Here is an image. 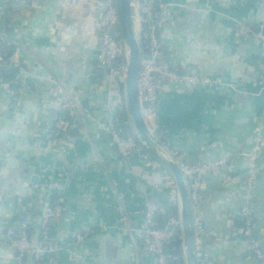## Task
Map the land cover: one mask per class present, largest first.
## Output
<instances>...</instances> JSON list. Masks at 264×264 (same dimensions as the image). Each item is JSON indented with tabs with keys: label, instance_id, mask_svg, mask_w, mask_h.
<instances>
[{
	"label": "crops",
	"instance_id": "crops-1",
	"mask_svg": "<svg viewBox=\"0 0 264 264\" xmlns=\"http://www.w3.org/2000/svg\"><path fill=\"white\" fill-rule=\"evenodd\" d=\"M153 1L170 11L159 34L163 56L180 71L224 84L165 85L156 113L146 118L152 136L160 147L163 136L188 162L225 160L203 178L198 238L211 264H261L250 250L243 208L264 248V0ZM104 5L0 0V28L10 30L0 45L13 49L18 78L31 80L16 88L0 77V264H21L12 240L27 227L37 242L41 216L55 204L63 211L40 264H158L145 215L168 214L178 192L173 174L144 151L123 158L107 129L119 103L127 105L125 82L95 71ZM245 20L259 23L262 37L242 36L238 24ZM13 89H22V99ZM66 95L77 108L58 138L50 128ZM256 145L261 153L249 188Z\"/></svg>",
	"mask_w": 264,
	"mask_h": 264
},
{
	"label": "built area",
	"instance_id": "built-area-1",
	"mask_svg": "<svg viewBox=\"0 0 264 264\" xmlns=\"http://www.w3.org/2000/svg\"><path fill=\"white\" fill-rule=\"evenodd\" d=\"M136 19L139 21L137 37L141 48V68L138 82V95L141 102H148V107L143 109V114L147 118L151 114L156 113V104L158 102L161 89L172 82H182L194 86H211L224 84L220 78H212L207 74H188L180 71L175 67L167 57L163 56V41L159 36L160 30L165 26L170 18L167 4L157 3L153 0H132ZM118 14L116 0H105V5L102 10L99 27H100V48L96 56L97 65L105 70V76L111 80L126 81V70L128 63V46L123 43L120 36ZM239 33L246 37H262L258 28L248 21H239ZM145 32V33H144ZM145 40L142 44V36ZM8 62L3 52L0 50V77L7 66ZM25 83V82H24ZM27 85V83H25ZM24 84V85H25ZM23 85V86H24ZM21 90V91H20ZM13 96L22 99V89L12 90ZM21 93V96H19ZM62 114L58 116L52 123L50 131L60 138L65 136L69 131L70 124L76 113V103L73 99L66 95L61 103ZM68 117V118H67ZM109 134L116 146L118 153L123 158L130 157L136 151H142L139 143L134 137L132 130H125L121 127L120 122L114 117L112 125L107 126ZM261 141V138L258 139ZM161 142V141H160ZM162 143V142H161ZM162 149L171 157H173L181 166L186 175L192 190V198L195 209L202 198V185L205 175L215 172L224 165L225 160L214 159L209 161L187 162L178 152H172L164 143ZM261 153V148L256 145L249 156L252 164L248 173V187H252V183L256 177V158ZM177 188V187H176ZM178 192V190H177ZM178 201V216L169 217L166 222L159 226L156 224L151 211L146 212V229L148 230V248L156 256L158 264H168L170 258L176 261L175 264L185 262L186 256L183 251L182 255H170L165 252V245L171 241L174 236L175 229L181 227L182 220L180 214L179 194ZM62 205L55 204L48 206L41 216L40 221V239L36 242L32 239L27 227L17 234L11 242L13 249L16 252V257L21 264L25 263L26 258H31L36 264H40L48 252L52 251L50 244L49 230L54 219H57L62 214ZM243 214L246 217L245 234L250 236V250L260 259L261 264H264V248L258 239L252 236L253 221L251 211L248 207L243 208ZM125 218L123 217V220ZM84 234H78L77 240L83 242ZM197 251L200 264H211L204 252V246L198 238L197 231Z\"/></svg>",
	"mask_w": 264,
	"mask_h": 264
},
{
	"label": "water",
	"instance_id": "water-1",
	"mask_svg": "<svg viewBox=\"0 0 264 264\" xmlns=\"http://www.w3.org/2000/svg\"><path fill=\"white\" fill-rule=\"evenodd\" d=\"M121 40L128 46L126 70V107L132 133L141 149L153 160L168 169L174 177L179 194L181 229L186 264H200L197 251L196 209L190 183L180 164L156 142L143 114L148 102H141L138 82L141 68V48L135 28V11L132 0H116ZM36 179V176L35 178ZM17 238V237H15Z\"/></svg>",
	"mask_w": 264,
	"mask_h": 264
},
{
	"label": "trees",
	"instance_id": "trees-1",
	"mask_svg": "<svg viewBox=\"0 0 264 264\" xmlns=\"http://www.w3.org/2000/svg\"><path fill=\"white\" fill-rule=\"evenodd\" d=\"M245 21H248V22L252 23V25H254L255 27H257L258 24H259V23H253V22H251L249 20H245ZM144 33H143V36H142V42L145 40V37H146L144 35ZM9 34H10V30L9 29L4 28V27L0 28V38H5ZM142 44H144V42ZM0 50L3 52V54L6 57V60L8 62L7 66L5 67V69H4L3 73H2V76H1L2 80L4 79L6 83H12L13 86H15L16 88L22 87L25 83L31 85V80L29 78L26 80L25 83L22 82L18 78V75L20 73V68L17 67L14 63H12L10 61L12 53H13V49L10 48V49H6L5 50L4 49V45H0ZM263 62H264V60H263ZM95 66H96L95 67V71L99 75L105 76V70L102 67L98 66L97 62H95ZM119 105L120 106L117 108L115 116H116V119L118 120V122H120L121 127H123L127 131V130L130 129V128L128 129V127L130 125L129 124V118H128V112H127L126 107L124 106V102L121 101L119 103ZM52 132L53 131H50V133H52ZM157 134H159V133L157 132ZM158 137H159V139H160V141L162 143H164V144L167 143L163 136L158 135ZM142 152H143V150H142ZM169 208H170V210H169L168 214H165V215L158 214V215L153 216L154 221L156 222L157 225H159V226L163 225L166 222V220L169 217H171V216H178V206L176 204L170 206ZM245 220H247V219H245ZM245 220H244V222H245ZM97 231H98V228L97 227L94 228V232H97ZM28 232H30V231H28ZM174 233L175 234H174L173 238L171 239V241L165 245V252L170 254V255H179L180 256V255L183 254V251H184L183 240H182V237H181L182 236L181 227H177L175 229ZM29 260L33 261L31 258H26L25 259L26 263H28ZM175 263H176V261H174L172 258H170L169 261H168V264H175ZM182 264H185V263L182 262Z\"/></svg>",
	"mask_w": 264,
	"mask_h": 264
},
{
	"label": "rangeland",
	"instance_id": "rangeland-1",
	"mask_svg": "<svg viewBox=\"0 0 264 264\" xmlns=\"http://www.w3.org/2000/svg\"><path fill=\"white\" fill-rule=\"evenodd\" d=\"M17 67H19L18 65H16ZM30 86V84H28ZM178 201V198L176 199V202Z\"/></svg>",
	"mask_w": 264,
	"mask_h": 264
}]
</instances>
